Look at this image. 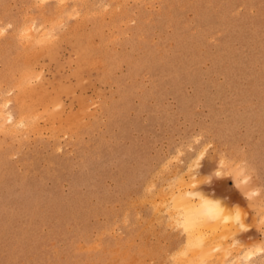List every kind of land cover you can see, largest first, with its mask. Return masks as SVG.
Instances as JSON below:
<instances>
[{
  "label": "rangeland",
  "instance_id": "374dc122",
  "mask_svg": "<svg viewBox=\"0 0 264 264\" xmlns=\"http://www.w3.org/2000/svg\"><path fill=\"white\" fill-rule=\"evenodd\" d=\"M0 110V264H213L191 174L264 264V0H0Z\"/></svg>",
  "mask_w": 264,
  "mask_h": 264
},
{
  "label": "bare ground",
  "instance_id": "6f19581e",
  "mask_svg": "<svg viewBox=\"0 0 264 264\" xmlns=\"http://www.w3.org/2000/svg\"><path fill=\"white\" fill-rule=\"evenodd\" d=\"M45 102L46 104H48L47 101ZM41 105L45 106L44 103H42ZM1 112L2 111L0 110V114ZM54 116L55 115H53L52 117ZM50 117L51 116H49V118ZM224 164L225 163H223V165ZM227 171L231 174L233 173L234 176L236 177L238 174L243 173L244 167L228 166ZM235 177L234 180L238 182V180ZM202 179L203 177H201L200 174H195V175L191 174L187 180H184L181 176H179L176 183V185L178 186L177 190L176 191L174 190L175 192L172 190H168L170 191L169 193L170 201L169 203L167 201L168 203L167 209L169 210V212H166V214H168L170 218L172 219L174 218L172 221H176V223L184 229V233H185V236L183 238L185 240L184 250L186 251V253L187 252L193 253L189 255L201 256L202 258H204L205 255L206 257L210 255L208 258H211L212 256L211 254L212 253L214 254V251L218 250V252L221 253L220 255L216 254V257L218 258H215L213 264H246V263H240L238 261L240 259L238 258L235 260L233 259L223 260V258H225V256H227L230 253L228 249L233 248V246L232 247L227 246L228 249L226 248L224 249L227 242V240L225 242L224 239L226 237L228 238L229 236H231L233 239V237H235L234 236L235 231H238L235 230L233 227L229 226L228 222L234 217L236 218L237 216L239 217L240 211L238 210L239 212L237 211L236 213L235 212L231 213L232 212L231 208L226 203L228 198L221 197L215 191H204L200 185L202 183ZM231 243L232 245H234V247L238 246L237 239L236 240L233 239V242ZM231 243H229L228 245H231ZM242 256L243 255H241L240 257ZM202 258L201 260L200 259H196V260H200L201 262L203 260ZM204 261H207V259H204L202 262ZM193 262L196 261L194 260ZM184 264H186V262Z\"/></svg>",
  "mask_w": 264,
  "mask_h": 264
},
{
  "label": "clouds",
  "instance_id": "9594fccd",
  "mask_svg": "<svg viewBox=\"0 0 264 264\" xmlns=\"http://www.w3.org/2000/svg\"><path fill=\"white\" fill-rule=\"evenodd\" d=\"M238 207V206H237Z\"/></svg>",
  "mask_w": 264,
  "mask_h": 264
}]
</instances>
